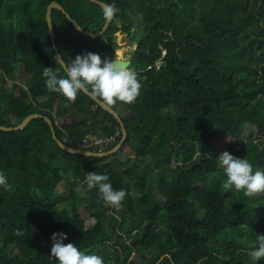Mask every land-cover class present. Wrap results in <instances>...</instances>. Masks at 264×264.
<instances>
[{"label":"trees","instance_id":"trees-1","mask_svg":"<svg viewBox=\"0 0 264 264\" xmlns=\"http://www.w3.org/2000/svg\"><path fill=\"white\" fill-rule=\"evenodd\" d=\"M99 1L119 9L103 36L79 33L54 9L55 42L65 63L86 52L110 59L117 32L130 34L139 21L130 67L141 94L133 104L109 105L130 113L120 116L128 139L118 153L96 158L63 151L44 118L21 131L0 130V171L12 186L0 187V264H56L51 237L61 232L64 244L103 264H264L249 256L264 234V194L249 199L243 190L209 187L222 172L215 142L225 138L233 140L225 151L264 171V0ZM52 2L86 31L106 22L89 0H0V125L40 114L63 142L119 129L118 144L119 122L91 97L81 92L69 103L45 87L44 67L65 75L46 21ZM249 130L255 134L245 140ZM125 149L127 159H116ZM110 159L105 173L100 165ZM88 172L126 191L120 211L88 188ZM78 183L84 195L75 192Z\"/></svg>","mask_w":264,"mask_h":264},{"label":"clouds","instance_id":"clouds-1","mask_svg":"<svg viewBox=\"0 0 264 264\" xmlns=\"http://www.w3.org/2000/svg\"><path fill=\"white\" fill-rule=\"evenodd\" d=\"M118 11L115 4L107 5L104 8L105 19L111 21ZM60 67L65 73L63 77L59 75V69L50 67H44L42 75L46 89L65 97L69 103H74L78 94L84 92L107 105H114L118 101L130 105L141 94L142 83L138 74L125 61L102 60L99 54L86 52L77 55L70 63L61 60ZM216 162L226 177L221 184L224 193L243 190V196L249 199L264 194V171L254 170L247 158H237L224 151ZM108 180L107 175L97 172H88L85 177L88 188H98L105 205L118 212L127 193L124 189L114 190ZM0 187L5 191L12 189L3 171H0ZM51 239L53 246L49 258L54 259L56 264H103V257L86 254L72 243L64 244L67 236L62 232L53 233ZM250 247L253 250L249 256L254 262L264 259V234H257Z\"/></svg>","mask_w":264,"mask_h":264},{"label":"water","instance_id":"water-1","mask_svg":"<svg viewBox=\"0 0 264 264\" xmlns=\"http://www.w3.org/2000/svg\"><path fill=\"white\" fill-rule=\"evenodd\" d=\"M90 1L92 3H95V4L99 5L103 9V11H104V8L108 5L105 2H102V1H99V0H90ZM54 9L63 12L65 14V16L67 17V19L70 21V23L72 24V26H73V28L75 30H77L79 33H81V34H83L85 36H89V37H92V38H100L101 36H103L107 32V30L109 29L111 23L114 20V18L111 21L107 20V22L105 23L103 29L100 32L92 34L90 31L84 30L74 19H72L70 17V15L65 11V9L60 4H58L57 2H52L47 7L46 21L48 23L49 31H50V34H51V39L53 41V47H54V50H55V52L57 54L58 60H59V62L62 60L64 63H65V61L63 60L62 55L60 54L59 50L57 49L56 42H55L56 35H55L54 26H53V19H52V12H53ZM136 11L140 12V8L138 6H136ZM114 17H115V15H114ZM142 34H143V31L140 30L138 36L136 37V41L134 42L135 45L141 40ZM115 59L118 60V61H125V62H127V64L129 66H131L132 61L130 59L120 58L118 56L112 58V60H115ZM85 94L88 95L87 93H85ZM88 96L91 97L90 95H88ZM92 99L103 110H105L109 114H111L119 122V125H120V127L122 129V139H121V141L113 149H111V150H109L107 152L96 153V152H92V151H85V150H81V149H75V148H72V147L68 146L65 142H63L62 140L58 139L52 121L48 117L42 116L40 114H31V115L27 116L19 125H16V126H13V127H6V126L0 125V130L4 131V132L21 131V130H24L32 120L37 119V118H44L46 120V122L48 123L50 129H51L53 139L56 141L57 145L63 151H65V152H67L69 154L81 155V156H86V157L104 158V157L112 156V155H114V154H116V153H118L120 151V149L122 148V146L126 143V141L128 139V133H127V130L125 128V124H124L122 118L120 117V114L117 111H115L113 108H111L106 103L101 102L99 99H94V98H92Z\"/></svg>","mask_w":264,"mask_h":264},{"label":"rangeland","instance_id":"rangeland-1","mask_svg":"<svg viewBox=\"0 0 264 264\" xmlns=\"http://www.w3.org/2000/svg\"><path fill=\"white\" fill-rule=\"evenodd\" d=\"M90 1V0H89ZM91 2V1H90ZM103 2V1H102ZM92 3V2H91ZM95 4V3H94ZM99 6V5H98ZM137 12V11H136ZM136 21V20H135ZM106 22H107V20H106ZM105 22V23H106ZM137 22V21H136ZM139 22V21H138ZM105 25V24H104ZM104 27V26H103ZM103 29V28H102ZM91 32V31H90ZM100 32V31H99ZM92 33V32H91ZM96 33H98V32H96ZM92 34H95V33H92ZM116 36H117V39H116V42L117 43H119L120 45L119 46H121V44H123V37H124V35H122L121 34V32H118L117 34H116ZM92 38V37H91ZM94 39H97V38H94ZM117 56H121L122 58H127V59H130L129 58V52H125L124 53V51L123 50H121V49H119L118 48V51H117ZM110 59H111V56H110ZM20 72H19V79H18V84L19 85H21V86H25V77L23 76V67L22 66H20ZM50 98L51 99H55V97H54V95H52V96H50ZM119 114H120V116H122V118L123 119H127V118H129V116H130V113L126 110V108H124V107H122V108H120V110H119ZM62 120L61 119H58V123H60ZM248 134H247V136H244V139L245 140H248V139H250V136H252V135H254L255 134V132H254V130H252V131H248L247 132ZM233 140L231 139V138H225V139H222V140H219V141H217V142H215L216 143V146H217V148L219 149V151L222 153V152H224L226 149H227V147L231 144V142H232ZM127 157H128V155H127V150L125 149V150H123V152L122 153H120L119 155H118V157H116V159H118V160H122V161H124V160H126L127 159ZM133 158V157H132ZM134 160V159H133ZM113 161H115V159H110V161L109 162H105V163H102L101 165H100V167L103 169V171L105 172V173H108V168H109V164L110 163H112ZM69 175H71V174H67L66 176H69ZM224 179H226V177L223 175V173L222 172H219V173H217L215 176H214V178L211 180V185H209V187L211 186V188L213 187H216L217 186V184H219V185H221L222 184V182H223V180ZM63 189H64V186H63V184H60L59 186H58V188H57V192H62L63 191ZM75 192H80L82 195H84L85 193H86V188L81 184V183H78V185L75 187ZM87 217V216H86ZM98 218V216H96V215H94L93 216V218L92 219H89L88 217L86 218V220H87V224L88 225H92V223H93V220H95V219H97ZM136 258V260H139L137 257H135Z\"/></svg>","mask_w":264,"mask_h":264},{"label":"built area","instance_id":"built-area-1","mask_svg":"<svg viewBox=\"0 0 264 264\" xmlns=\"http://www.w3.org/2000/svg\"><path fill=\"white\" fill-rule=\"evenodd\" d=\"M120 137L121 131L118 129L114 134L107 137L85 136L84 139L79 142L70 140H65L64 142L75 149L104 153L113 149Z\"/></svg>","mask_w":264,"mask_h":264},{"label":"flooded vegetation","instance_id":"flooded-vegetation-1","mask_svg":"<svg viewBox=\"0 0 264 264\" xmlns=\"http://www.w3.org/2000/svg\"><path fill=\"white\" fill-rule=\"evenodd\" d=\"M138 13H140V12H138ZM138 23H139L138 21L135 22V25L132 27L130 34L129 33H122L121 32V34L124 35V37L122 39L124 42H123V44H121V46H119L120 44L117 43L116 40H115V44L113 45L114 52L111 55V59L113 57H117L118 48L121 49V50H123L124 53L125 52H129V58H130V60L132 59V55H134L135 52H136V50L138 49V43H139L138 42L136 45L134 44V42L136 41V37L139 34V33L138 34H135V31L136 30H138L139 32H140V30L143 31L142 28H139ZM116 39H117V36H116Z\"/></svg>","mask_w":264,"mask_h":264},{"label":"bare ground","instance_id":"bare-ground-1","mask_svg":"<svg viewBox=\"0 0 264 264\" xmlns=\"http://www.w3.org/2000/svg\"><path fill=\"white\" fill-rule=\"evenodd\" d=\"M118 57L122 58L121 56H118Z\"/></svg>","mask_w":264,"mask_h":264}]
</instances>
